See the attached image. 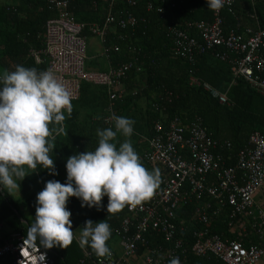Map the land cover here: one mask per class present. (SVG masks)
Listing matches in <instances>:
<instances>
[{"label": "trees", "instance_id": "trees-1", "mask_svg": "<svg viewBox=\"0 0 264 264\" xmlns=\"http://www.w3.org/2000/svg\"><path fill=\"white\" fill-rule=\"evenodd\" d=\"M67 1L75 20L85 24L82 33L87 38L94 35L90 30L91 25L104 24L108 14L107 0ZM150 3L153 4V9L149 8ZM243 3V0H237L234 12L228 9L223 11L227 31L236 27L238 22L241 30L244 25L257 28L256 20L250 18L248 12H255L260 26L264 27V0L247 1L245 8ZM49 5L48 0H0V76L4 75L2 73L14 71L17 65L35 67L39 71L46 70L47 59L41 53L46 46V22L56 15ZM160 6L164 8L163 12L157 10ZM120 11L135 15L138 24L127 28L113 24L108 28L102 41L104 50L115 45H119L120 50L112 49L107 60L111 67L137 60L140 70L134 67L128 72L123 80L126 92L114 100L110 98L107 86L82 82L80 96L72 102V115L65 111L63 131H58L61 125L53 123L49 126L55 137L50 156L55 161L58 175L51 174L42 165H38L33 179L20 180L16 177L20 184L24 210L11 192L6 188L0 189V224H7L8 230L22 231L26 236L28 228L35 222L37 193L45 187L48 180L66 182L67 159L79 152L94 151L99 144L97 130L109 127L114 129V121L106 122V118L113 114L135 121L131 143L144 166L149 170H159L161 178L165 175V168L153 165L144 158V153L139 149L140 144L143 146L145 140L157 134V122L167 129L175 117H179L183 125L201 117L214 138L230 142L229 147L220 146L216 150L229 166L236 165L239 151L250 145L253 132L258 131L264 136V95L253 89L243 77H234L231 63L217 56V52H227L224 47L216 46L197 54L194 60L180 57L174 52L169 26L186 28L185 23L188 21L212 20L214 11L207 7L206 0H138L132 6L126 4L125 0H117L113 12L117 15ZM189 31L197 37L195 29ZM34 51L41 53V62L33 54ZM231 55L234 56L233 53ZM205 83L226 92L228 103H222L218 97L213 96L205 88ZM125 139L129 138L118 134L115 141L117 148ZM187 189L189 183L184 188ZM208 202L212 204V209L209 210L210 221H197L194 217L195 211ZM107 204V196L103 198L101 209L95 206L82 207L80 198H69L67 207L72 212L70 218L73 221L74 240L68 248L50 249L53 264H80L82 259L85 260L82 264H95L94 250L90 246L82 248L77 239L85 222L88 219L94 222L107 220L111 226L112 237L115 235V228L121 225L129 213L126 206L116 214H108ZM219 206L218 201L208 194H203L201 198L193 196L187 204L181 205L176 219L178 238L183 239L191 248L196 239L194 233L208 228L212 234H218L224 239H242L246 244L255 243L240 236L238 229L230 225L232 221L239 222L240 219L230 218L229 205L224 206L218 214H213V208ZM10 231L4 232L0 244L4 243ZM147 241L149 243L146 247L139 243V255L147 247L168 245L163 236L154 229L150 231ZM85 248L92 252L91 256L86 257ZM181 263L221 264V261L213 255L197 256L190 250Z\"/></svg>", "mask_w": 264, "mask_h": 264}, {"label": "built area", "instance_id": "built-area-1", "mask_svg": "<svg viewBox=\"0 0 264 264\" xmlns=\"http://www.w3.org/2000/svg\"><path fill=\"white\" fill-rule=\"evenodd\" d=\"M117 0H107L108 14L103 25L93 24L90 30L99 35L103 41L108 28L119 25L122 28L136 26L138 19L130 12L120 11L115 15L113 10ZM237 0L226 3L220 11H214L212 20L188 21L186 28L170 25L169 32L173 40L174 52L180 57L194 60L197 54L211 50L216 46L224 47L227 52H217V56L228 60L232 65L234 77H243L249 85L264 95V27L260 26L258 16L249 15L257 22V28L246 26L241 30L240 22L227 31L223 11L234 12ZM49 6L56 12L46 22V46L41 52L47 59V69H52L57 78L63 82L72 93L74 99L80 96L83 81L96 85L107 86L112 100L126 92L123 80L134 67L140 70L137 60H132L111 67L109 71H94L86 68L87 37L83 35L85 24L78 22L69 11V1L48 0ZM126 4L136 5L138 0H125ZM153 9V4H149ZM163 12V7H158ZM195 29L197 37L189 30ZM119 51L120 46L105 48L104 54L109 57L111 50ZM230 52V53H229ZM40 52L33 54L41 62ZM231 53L234 54L231 57ZM198 82L197 79H193ZM205 88L218 97L220 102L228 103L226 92H221L208 83ZM136 94V92H135ZM72 101V102H73ZM113 115L106 118L112 123ZM157 134L147 140L148 147L144 158L153 165L165 168L160 186L153 197L142 206L128 207V215L121 225L115 228V236L119 237L122 253L118 254L110 245L111 257H98L95 252V264H135L141 256L138 254L139 243L148 246V235L152 229L161 234L167 246L147 247L143 253L145 264H168L173 257L182 260L191 250L197 256L213 255L221 264H259L264 257L262 244H246L242 239H224L218 234H212L208 228L194 233L195 241L189 248L185 241L178 238L176 223L177 210L185 205L193 196L201 198L208 194L219 203V208H213V214H218L226 205L231 208V219H242L254 215L255 196L264 186V136L255 131L250 136V145L239 151L235 166L226 164L224 158L216 153L217 148L229 147L228 141L213 137L212 132L204 124L201 117L193 119L190 124L183 125L179 117H175L165 129L163 124H155ZM215 176V177H213ZM189 183V189L184 190ZM210 202L200 205L195 211L197 221L208 223L211 219ZM260 220L254 224L256 230L264 231V211L259 213ZM237 222L232 221L231 226ZM5 225L0 224V240L3 239ZM7 232V231H6ZM25 235L22 231H10L4 243L0 244V262L2 264H32L39 255L32 252L23 257L21 246ZM79 240V238L77 237ZM31 251V250H29ZM46 253L47 264H53L50 249L41 248ZM85 255L92 252L85 248ZM85 257V258H86ZM85 260L82 259V264Z\"/></svg>", "mask_w": 264, "mask_h": 264}, {"label": "clouds", "instance_id": "clouds-1", "mask_svg": "<svg viewBox=\"0 0 264 264\" xmlns=\"http://www.w3.org/2000/svg\"><path fill=\"white\" fill-rule=\"evenodd\" d=\"M206 2L208 8L218 12L231 0ZM73 99L52 69L39 71L17 65L14 71L0 76V189L11 192L19 188L15 178L23 180L30 174L28 169L35 170L38 165L58 175L50 156L55 137L49 126L61 125L58 131H63L65 111L72 113ZM112 119L114 129L97 130L99 144L94 151L79 152L67 159L65 183L48 180L37 193L35 222L28 228L21 246L23 257L40 253L32 264H47L41 248H68L73 243L72 212L67 207L70 197L80 198L82 207L101 209L107 196L108 214H116L126 206H142L159 187V170L147 169L131 143L135 121L115 114ZM118 134L129 138L119 148L115 142ZM111 234L107 220L88 219L79 244L82 248L90 246L98 257H111L107 243ZM168 264H181V260L173 257Z\"/></svg>", "mask_w": 264, "mask_h": 264}, {"label": "crops", "instance_id": "crops-1", "mask_svg": "<svg viewBox=\"0 0 264 264\" xmlns=\"http://www.w3.org/2000/svg\"><path fill=\"white\" fill-rule=\"evenodd\" d=\"M247 1H253V0H243V2H244L243 3L244 8H245V5L247 4ZM233 10H234V7H233ZM254 13L255 12H250V13L248 12V15H252ZM244 26L246 27V25H244ZM105 57H106V60L103 63L104 69L94 70V71H109L110 70V68H111L110 62L107 60V56L106 55H105ZM89 70H91V69H89ZM2 74H4V73H2ZM71 115H72V113H71ZM147 147H148V143H147V140H145L143 146L140 144V148H139L140 149V152H143L144 153L145 150L147 149ZM155 166H157V165H155ZM159 166L161 167V165H159ZM255 203L256 204H255V207H254V215L252 217L242 218L234 226L235 227L234 229H238L237 232L240 233V236H242L243 238H246L249 242L251 241V242H255V243H260V244H262L264 246V231H262L263 233L260 234L256 230V228L254 227V224L260 220L259 213L261 211H264V186L256 194V196H255ZM8 229L9 228H7V231H10ZM107 243L111 247L114 248V250L116 251V253H118V254H121L122 253V250L123 249H122V245H121V242H120L119 237H117V236L114 235V236L110 237V239H109V241ZM142 255L139 258H142L143 259V256ZM181 264H183V263H181ZM259 264H264V257L262 258V260L260 261Z\"/></svg>", "mask_w": 264, "mask_h": 264}, {"label": "rangeland", "instance_id": "rangeland-1", "mask_svg": "<svg viewBox=\"0 0 264 264\" xmlns=\"http://www.w3.org/2000/svg\"><path fill=\"white\" fill-rule=\"evenodd\" d=\"M2 1H10V0H2ZM104 48L102 39L99 35H90L87 39V57H86V68L89 70H101L104 69L103 63L106 60V57L104 55ZM26 167V166H25ZM30 174H28L25 179H33L34 171L32 169H28ZM16 179V178H15ZM12 195L15 197V199L19 202L20 206L23 208V204L21 201V193L19 191V188L11 191ZM26 211V210H25ZM14 220V218H12ZM5 227L3 231H7V224H4ZM135 264H145L144 259L139 258L134 262Z\"/></svg>", "mask_w": 264, "mask_h": 264}, {"label": "snow or ice", "instance_id": "snow-or-ice-1", "mask_svg": "<svg viewBox=\"0 0 264 264\" xmlns=\"http://www.w3.org/2000/svg\"><path fill=\"white\" fill-rule=\"evenodd\" d=\"M27 254V253H26Z\"/></svg>", "mask_w": 264, "mask_h": 264}]
</instances>
